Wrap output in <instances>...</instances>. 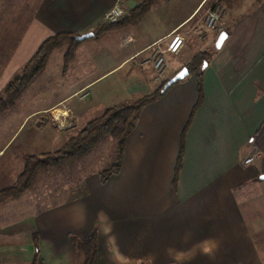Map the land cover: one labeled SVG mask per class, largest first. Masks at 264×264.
<instances>
[{"label":"crops","instance_id":"crops-1","mask_svg":"<svg viewBox=\"0 0 264 264\" xmlns=\"http://www.w3.org/2000/svg\"><path fill=\"white\" fill-rule=\"evenodd\" d=\"M140 1L9 0L11 23L0 34V74L3 68L24 63L45 37L93 32L107 21L108 10L125 13ZM206 3L197 0L185 15L115 63L79 79L69 94L24 114L15 127L6 125L0 158L31 117L28 128L35 136L47 132L45 127L73 129L83 107L59 105L60 101L71 94L79 104L89 100L92 82L147 51L151 42L165 41L173 29L189 23L191 30L202 26ZM222 3L237 12L221 46L201 69L202 96L183 134L175 183L171 179L179 134L196 98V69L142 104L124 138L116 172L103 181L97 174L86 176L80 194L0 222V261H10L18 253L29 263L34 233V264H73L67 232L83 237L94 227L96 264H264V0ZM139 21L119 30L125 36ZM213 40L214 36L204 39L195 52ZM189 58L167 62L169 76ZM129 91L126 84L125 92ZM47 117L57 124L48 126ZM35 144L31 141V153L38 149ZM252 151L257 156L244 162Z\"/></svg>","mask_w":264,"mask_h":264},{"label":"rangeland","instance_id":"rangeland-1","mask_svg":"<svg viewBox=\"0 0 264 264\" xmlns=\"http://www.w3.org/2000/svg\"><path fill=\"white\" fill-rule=\"evenodd\" d=\"M196 2L197 0H156L155 4L140 18L135 28L131 32L126 31L125 36L123 35L124 31L109 30L83 38L78 42L70 43L71 39H67L66 43L64 42L65 45L53 47L49 51L43 67L21 87L13 106L0 111V128L3 130L1 126H5L3 132L0 133V140L8 135L6 125L9 124L15 127L24 114L38 106H44L58 100L65 94H69L73 87L78 84L79 79L85 76L88 77L100 68L115 63L134 46L140 45L152 33L163 30L173 20L185 15ZM8 3L9 0H0V34H2V27L5 26L7 31L11 23L7 15ZM230 7L224 6V17L221 20L222 29L236 15L237 10L230 12L228 10ZM188 25L179 30H187V33L183 34V47L177 54L166 56L168 63L191 57L197 48L203 47L204 39L214 36L215 40L218 34L216 31L204 29L203 26L191 30ZM123 37L128 39V44L123 45ZM161 44H164L163 40ZM68 46L72 48L70 47V49ZM211 47H213V42H210L204 49ZM69 50L71 56L66 60L65 55L68 54ZM146 57L147 51H143L129 58L121 68H115V71L106 78L101 80L98 78L92 82L88 87L89 100L86 99L81 102V105L77 102V95L75 94L64 98V102L60 101L59 105H62V103L68 105L78 104L81 108L83 107L77 115L76 125H73V129H66L63 132L55 127L51 130L45 127L47 132L45 131L44 134L37 133L35 136V132H32L33 130L29 131L28 128L32 117L27 121H23L21 126L25 125L17 130L12 144L6 149L5 155L0 158V188L15 181L26 162L25 155H40L52 152L82 127L86 121L100 115L106 106L127 101L152 91L163 79L169 76L171 71L166 68L161 76L156 77L152 73ZM22 64H17L14 68H3L1 70L0 87ZM189 73L186 76L192 74ZM126 84H128L130 90L128 93L125 92ZM106 89L109 92H104ZM125 96L130 99H124ZM85 107L87 108L85 109ZM38 119L45 120L43 117ZM46 120H48V126L57 124L53 118L47 117ZM31 141H36L35 145L37 147L34 146V148H38L36 151L33 150V153H31L32 149L30 147ZM114 149V139L103 134L99 138L85 141L83 149L74 156L55 161L47 159L38 164L27 186L17 196L0 201V222L14 220L26 215L30 210L52 206L73 197L75 194H80L83 189L84 178L91 174L98 175L100 170L108 167L112 161ZM16 240L17 244H20L18 243L20 240ZM17 255L10 261H0V264H28L23 254L17 253Z\"/></svg>","mask_w":264,"mask_h":264},{"label":"trees","instance_id":"trees-1","mask_svg":"<svg viewBox=\"0 0 264 264\" xmlns=\"http://www.w3.org/2000/svg\"><path fill=\"white\" fill-rule=\"evenodd\" d=\"M155 1L156 0H141L117 19L97 24L92 32V36L104 31L124 29L135 24L148 8L155 3ZM221 2H223V0H221ZM222 30L228 34L230 26L227 25ZM67 39H71L70 43L79 41L78 35L68 32H57L45 37L38 44L30 57L17 71L13 72L4 85L0 87V111L9 109L13 106L19 90L40 68L43 67L49 51L57 45H62ZM70 47L71 46H68V48ZM214 51V46L209 49L197 51L193 53L189 60L184 64L189 71L196 69L194 74L196 98L179 134L177 153L171 179L172 184L175 183L177 170L180 165L185 128L190 121L193 110L201 100V69ZM70 56L71 51L69 50L68 54L65 55V59L68 60ZM165 79L148 93L141 94L140 96L127 101L117 102L106 106L100 115L86 121L82 127H80L74 134L70 135L62 145L52 152H46L40 155H25L26 162L15 181L0 188V201L9 197L17 196L27 186L31 175L38 164H41L47 159L55 161L74 156L83 149L85 141L99 138L103 134L114 139L115 149L113 150L110 165L98 172L99 180L103 181L111 173L116 172L122 155L124 138L134 125L139 108L142 104L155 98L162 92L159 89ZM67 237L73 245V264H96V233L94 227L83 237H79L72 232H67ZM32 241L34 247L33 255L28 264H34L37 254L36 237L34 233L32 234Z\"/></svg>","mask_w":264,"mask_h":264},{"label":"built area","instance_id":"built-area-1","mask_svg":"<svg viewBox=\"0 0 264 264\" xmlns=\"http://www.w3.org/2000/svg\"><path fill=\"white\" fill-rule=\"evenodd\" d=\"M206 6L202 15V26L206 30L220 32L221 20L224 17V5L221 0H205ZM123 12L118 8H112L105 13L104 18L107 21H113L120 17ZM187 31H179V28L173 29L166 37L164 44H161L160 40L151 42L147 47L146 60L152 69V73L159 77L167 68L168 54H177L183 47L184 38L183 34ZM124 43L128 42L125 38ZM257 156V151H252L249 155L244 157V162L250 161L253 157Z\"/></svg>","mask_w":264,"mask_h":264},{"label":"water","instance_id":"water-1","mask_svg":"<svg viewBox=\"0 0 264 264\" xmlns=\"http://www.w3.org/2000/svg\"><path fill=\"white\" fill-rule=\"evenodd\" d=\"M90 36H92V32H87V33H84V34L78 36V39L80 40V39H83V38H86V37H90ZM226 36H227V34L223 30H221L217 34V36H216V38H215V40L213 42V46H214L215 49H218L221 46V44H222V42H223V40L225 39ZM187 72H188V69L185 66H181L180 68L176 69L169 77H167L164 80V82L161 85L159 90L162 91L170 83H172L175 80H178V79L182 78L184 75H186Z\"/></svg>","mask_w":264,"mask_h":264}]
</instances>
